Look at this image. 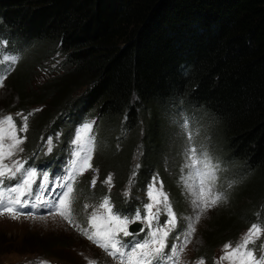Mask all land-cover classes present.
<instances>
[{"label": "trees", "instance_id": "16d2710c", "mask_svg": "<svg viewBox=\"0 0 264 264\" xmlns=\"http://www.w3.org/2000/svg\"><path fill=\"white\" fill-rule=\"evenodd\" d=\"M0 35L25 56L11 83L32 112L30 151L48 133L69 135L68 118L112 125L96 191L112 171L115 200L133 209L143 193L129 199L122 188L137 173L143 189L153 174L155 152L147 149L161 145L163 109L200 108L222 157L249 178L233 198L240 214L217 216L201 256L212 264L215 251L264 220V0H0ZM38 72L45 81L36 85ZM46 242L37 245L40 256L62 246L57 237Z\"/></svg>", "mask_w": 264, "mask_h": 264}, {"label": "rangeland", "instance_id": "374dc122", "mask_svg": "<svg viewBox=\"0 0 264 264\" xmlns=\"http://www.w3.org/2000/svg\"><path fill=\"white\" fill-rule=\"evenodd\" d=\"M0 41H4L7 44L9 39L0 35ZM4 53L18 57L22 54L20 50L15 51L13 49H6L3 47L2 53L0 54ZM24 60L25 56L22 54L19 57L18 65L17 63L15 64L14 70L3 80V86H0V117L7 115H12L14 117L18 113L24 115L30 113V109L28 111L22 110V98L16 92V84L11 83V79L15 77ZM29 66L30 65H27L25 67L24 72H26ZM41 76L40 72L36 75L34 74L36 85H38V78L41 80L39 84L44 83L45 79ZM37 111L38 109L35 110V112ZM162 115L165 116V121L159 122L157 129L155 130L162 137V139H160L161 145L159 148L152 145L149 149H147L155 152L153 155L155 163L152 170H150L153 174L145 182V187L143 189L141 186L138 187L137 173H133L129 183L122 188V195L129 199L135 193H143L141 195L142 199L140 204L135 205L133 209L125 210L115 200V184L113 182L114 176L112 171L109 172L108 175L112 178L111 186L105 183L103 188H101L98 192L96 191L97 182L100 180L99 175L101 173V163H99L97 159L102 156V161H105L106 154L104 153L110 154L111 145L114 146V142L112 141V125L106 124L103 121L100 123V119L95 116H86L80 121L78 119L75 120L68 118L66 120V127L69 131V135H65L62 138L61 131L57 132L55 135L48 133L45 135V138L42 137L44 141H40L38 148L36 145V147L31 151L30 147L33 142L30 141L29 137V129H31V119L29 117L30 120H28V129L22 135L25 137L24 143L19 146L20 148H23V151H17L16 155L12 157V160H27L28 163L25 167L31 165L38 170H46L51 174L50 179L51 177H58L63 174V169L70 158L68 156L70 152L69 146L70 141L73 139L74 131L80 125L92 122L94 125L93 133L95 135V152L91 160L92 168L86 171L83 176L79 177L74 185L75 192L73 193L74 199L72 202V213L75 224L79 225L80 229L84 228L86 226L85 218L90 215L105 195L109 197L114 211L120 213L121 215L128 216L132 214L133 210L143 207L146 201L145 189L155 176L158 178L157 187H159V184L162 183L163 191L168 195L169 201L177 215L178 224L171 235L181 232L189 222L193 223L196 229L191 235L190 242L180 254L178 264H200L201 261L199 257L202 253H204V247L207 245L204 238L206 230H209L210 226H213V222L217 219V216L223 215L224 212L231 211L233 215L235 214V216L238 215V212L240 214V211L238 210L240 207L237 209L234 207V209H232L231 206L235 199V192L237 193V191L242 188L243 184H245L249 178L244 175L246 172L245 168V172L242 173L233 167L232 162H228L224 159V157H222L220 149L222 148L223 152V147L215 139V125L209 118H207L202 109L185 105H170L166 109H163ZM184 120L188 123L190 129H195L198 133V135L194 138V145L197 148L203 147L212 158L213 163L218 165L216 190L223 192L227 197L225 201H221L216 207L204 212L200 216L198 222L191 220L195 213L193 212L192 206L189 203V200L185 197L184 190L181 187V182L186 173V170L184 169L185 160L183 156L185 149V137L181 134V122ZM160 130L161 132H159ZM49 137L53 140L52 153H56L54 156L56 158H53L52 161L57 165V169L59 171L55 170L52 164L47 163L45 159V156L50 154H46V142ZM66 140L67 142L63 148ZM58 145L62 148H59ZM56 147L57 149L55 150ZM36 150L40 153L37 152L35 156H32ZM143 150L144 151L139 149L136 152V156L134 158L135 168L140 167V162L142 161L144 152L146 151L144 146ZM123 159L124 156L118 161V165L116 166L117 169L123 165ZM5 162L11 163V161ZM118 174L122 175L123 169H119ZM92 179H96V185L94 187L90 183ZM37 183H39V179ZM229 185H231V187H229ZM224 188H229L231 193L225 192ZM91 189L95 191L90 193ZM125 193H127V195H125ZM80 202L82 204L84 203L82 209L79 206ZM85 205H88L87 210L84 208ZM24 211L27 212L29 209H25ZM162 217L163 215H161V218ZM243 223V220L240 221V224ZM252 225L254 224H249L245 227L243 233L237 241L230 242L233 247H235V245L242 240ZM255 225L263 228L262 231L264 233V220L256 223ZM225 226H228V224H225ZM234 228H232V232H234ZM171 235L169 237V247H171L173 243L179 244V241H172ZM56 237L59 239L62 246L54 247L50 250L52 253H47L49 254L48 256L40 257L39 254H44V252L38 251L39 247L37 245L41 247L46 244L50 245L46 241H51ZM124 239L130 240L132 238L127 237ZM136 239H144V236H137ZM259 241L260 239L258 238L255 245H249V247L257 248L259 246ZM17 250H23V253H19ZM223 252L224 248H220L215 251L213 264H228V261L220 260ZM53 254L59 257H54L52 256ZM38 258L39 260L52 261L56 264H90V262H92V264H118L117 260L107 256L102 249L98 248L85 236H83L77 227L70 225L59 215H47L43 208L36 213L35 218L32 216L21 215L18 218L13 219L7 215H0V264H37ZM203 264H205V261H203Z\"/></svg>", "mask_w": 264, "mask_h": 264}, {"label": "snow or ice", "instance_id": "6c2138e0", "mask_svg": "<svg viewBox=\"0 0 264 264\" xmlns=\"http://www.w3.org/2000/svg\"><path fill=\"white\" fill-rule=\"evenodd\" d=\"M5 44L6 42L0 41V53ZM18 60V56L0 54V86H3V80L14 70ZM17 115L22 116L19 126L12 115L0 117V215L13 219L21 215L35 218L36 213L43 208L47 215H59L67 223L77 227L83 236L107 256L117 260L118 264H178L180 254L196 229L189 222L181 232L171 235L177 225V215L168 195L163 191L162 183L157 187V177L154 176L145 189L146 201L143 207L137 208L132 216L114 211L109 197L105 195L85 218L86 226L80 229L73 219V193L77 179L92 168L91 160L95 152L93 123H84L74 131L69 146L70 158L63 174L50 179L51 174L46 170H38L31 165L25 167L27 160H12L17 151H23L19 146L24 143L25 137L19 133L27 131L31 113ZM181 134L185 137L183 156L186 170L181 187L195 213L191 220L198 222L204 212L216 207L227 197L216 190L218 165L213 163L203 147L197 148L194 145L193 141L198 133L195 129H190L185 120L181 122ZM46 144V154L52 153L51 137ZM90 183L94 187L96 179H92ZM104 183L111 186V176ZM84 208L87 210L88 205ZM25 209L29 211L25 212ZM161 215L164 216L163 221L160 219ZM137 224L140 227L130 231V226ZM261 231V227L254 224L235 247L231 243L225 244L220 260H226L228 264H264V243L258 249L249 247L255 245ZM140 235L144 239H136ZM170 235L172 241L180 243H173L169 247ZM127 237L132 239L125 240ZM200 264H203V260Z\"/></svg>", "mask_w": 264, "mask_h": 264}, {"label": "water", "instance_id": "95a60500", "mask_svg": "<svg viewBox=\"0 0 264 264\" xmlns=\"http://www.w3.org/2000/svg\"><path fill=\"white\" fill-rule=\"evenodd\" d=\"M139 227H140L139 224H137V225H132V226L130 227V230L138 229Z\"/></svg>", "mask_w": 264, "mask_h": 264}]
</instances>
